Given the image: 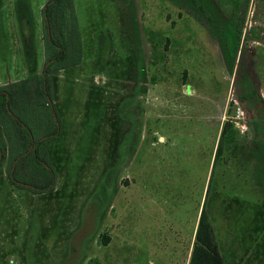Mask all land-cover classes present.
Wrapping results in <instances>:
<instances>
[{"label":"rangeland","instance_id":"374dc122","mask_svg":"<svg viewBox=\"0 0 264 264\" xmlns=\"http://www.w3.org/2000/svg\"><path fill=\"white\" fill-rule=\"evenodd\" d=\"M213 1L208 18L188 0H73L81 60L51 74L48 105L0 114V264H171L203 207L225 264H264V0ZM238 21L229 71L220 28ZM55 124L37 146L53 188L13 183L48 182L32 148Z\"/></svg>","mask_w":264,"mask_h":264},{"label":"trees","instance_id":"16d2710c","mask_svg":"<svg viewBox=\"0 0 264 264\" xmlns=\"http://www.w3.org/2000/svg\"><path fill=\"white\" fill-rule=\"evenodd\" d=\"M188 2L190 4L195 3L197 9L206 13L208 18L213 17V15H218V9L213 0H188ZM41 19L44 48V62L41 72L36 75H31L24 80L0 85V114L9 113V106L13 104L20 105L18 103H26L28 100L24 101V97L26 99L31 98L33 101L37 100L38 102L39 97H43L44 101L39 103L48 105V103L51 102L48 89L51 74L59 69L74 66L81 60L82 40L73 6V0H46L41 6ZM225 21L229 24L233 23L232 20ZM16 24L26 62L32 64L35 57V26L31 0H18L16 6ZM241 31V21H238L234 27L222 26L220 28V33L222 34L220 41L223 49V56L229 71L232 70L237 56ZM135 32L139 35L137 26H135ZM34 81L37 86H40L37 93L32 91V84ZM19 82L29 83L27 87L13 88V85H16ZM36 96L37 99L35 98ZM52 113L53 112H51V115ZM15 119L20 121L18 117ZM230 126V121L226 120L217 143L215 154L217 156L222 151L224 135ZM59 132V127L55 124V127L51 131L44 133V137L39 139L37 143L35 142L36 147L33 146L32 148L33 152H35L34 158L46 168L47 174L45 178L48 176V182L38 183V181L31 182L23 180L15 174L13 169H10L8 170V175L13 183L29 187L35 192H41L53 188V169L51 168V165L47 166L48 161L38 153V147H40V144H44L45 141L56 137ZM30 143H32V141L28 138L27 144L30 145ZM261 146L264 145L261 144ZM1 156L2 154H0V167L2 160ZM262 181L264 184V179H262ZM187 264H222V256L214 232V227L209 218V214L204 207L199 213Z\"/></svg>","mask_w":264,"mask_h":264},{"label":"crops","instance_id":"0c3cea01","mask_svg":"<svg viewBox=\"0 0 264 264\" xmlns=\"http://www.w3.org/2000/svg\"><path fill=\"white\" fill-rule=\"evenodd\" d=\"M9 3L11 4L10 9L7 6ZM15 8H16V0H0V67H3L2 70L5 71V74L3 75L0 74V85L24 80L25 78L31 75L39 74L43 66L42 63L37 65V55H41L42 51H43V58H44V48H43V42L41 39L42 33L40 35L37 30V21L36 19H34L35 57H34L33 63L28 64L26 62V59L23 53V47H22V43L19 37L18 30L16 32L15 28L9 27V21L11 19L14 22L15 27H16V9ZM43 62H44V59H43ZM192 242L189 245L185 259L179 258V255H178L179 251H177V255H175V253L174 254L172 253V255H175L176 257L173 256V260L170 261L171 264H177L180 262H184V264L188 263L190 251L192 247ZM172 246L176 248L175 244H172ZM155 254L157 255V252ZM158 256H161V255H158ZM222 264H225L223 257H222Z\"/></svg>","mask_w":264,"mask_h":264},{"label":"flooded vegetation","instance_id":"af4514ba","mask_svg":"<svg viewBox=\"0 0 264 264\" xmlns=\"http://www.w3.org/2000/svg\"><path fill=\"white\" fill-rule=\"evenodd\" d=\"M31 146H33V145L31 144Z\"/></svg>","mask_w":264,"mask_h":264}]
</instances>
